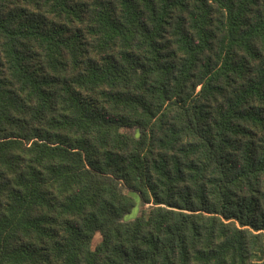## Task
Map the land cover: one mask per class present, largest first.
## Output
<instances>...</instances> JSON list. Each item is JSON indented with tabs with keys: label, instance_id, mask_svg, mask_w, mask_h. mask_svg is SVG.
<instances>
[{
	"label": "trees",
	"instance_id": "obj_1",
	"mask_svg": "<svg viewBox=\"0 0 264 264\" xmlns=\"http://www.w3.org/2000/svg\"><path fill=\"white\" fill-rule=\"evenodd\" d=\"M0 264H264V0H0Z\"/></svg>",
	"mask_w": 264,
	"mask_h": 264
},
{
	"label": "rangeland",
	"instance_id": "obj_2",
	"mask_svg": "<svg viewBox=\"0 0 264 264\" xmlns=\"http://www.w3.org/2000/svg\"><path fill=\"white\" fill-rule=\"evenodd\" d=\"M129 194L135 199L136 203H135V206L130 210L129 213L125 214L123 216V219L124 220H131L133 219L137 214H138V210L139 208H146L148 205H140L139 206V194L137 192H129ZM100 239V236L98 233H96L94 239H93V245H95Z\"/></svg>",
	"mask_w": 264,
	"mask_h": 264
}]
</instances>
